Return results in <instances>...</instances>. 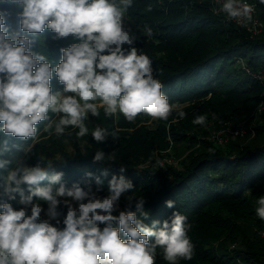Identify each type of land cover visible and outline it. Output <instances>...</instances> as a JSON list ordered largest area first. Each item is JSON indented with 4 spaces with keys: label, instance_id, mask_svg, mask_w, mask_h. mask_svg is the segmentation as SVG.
<instances>
[{
    "label": "trees",
    "instance_id": "trees-1",
    "mask_svg": "<svg viewBox=\"0 0 264 264\" xmlns=\"http://www.w3.org/2000/svg\"><path fill=\"white\" fill-rule=\"evenodd\" d=\"M258 10L264 20V4L259 3ZM5 11L9 13L5 16L9 33L19 31L18 9L0 4V13ZM127 13L139 25L132 33L137 37L133 46L152 60L153 75L162 83V91L169 102L176 105L189 102L183 110L188 117L187 123L184 125L181 120L175 124L173 120L179 116L174 111L168 120H161L156 129L147 131L146 126H138L144 114L138 115L133 122L127 121L122 114L116 122L115 115L106 117L101 108L100 115L95 117L96 127L116 133L115 137L107 136L104 142H96L91 136V128L96 123L88 119L85 124L89 132L82 138L76 136L79 129L71 127L63 136H48L43 131L48 121L36 126V143L31 138L24 140L0 132V149L4 141L9 149L0 159L12 161L7 169H0V203L9 202L3 195L4 178L17 163L32 167L43 157L45 163L41 166L48 168L50 173L63 172L61 182L66 187L80 183L87 188V181L98 198L108 195V181L112 175H120L123 167V175L133 182L134 189L123 194L125 199L113 215L132 211L143 220L141 211L136 209L140 199L144 200L142 211L149 214L144 221L148 226L153 220L162 223L173 211H180L187 217L186 224L191 225L187 235L193 245V254L190 260L178 259L177 264H239V260L245 264H264V257L257 251L264 246L256 245L258 232L264 230V220L256 215L257 201L264 196V141L224 148L217 144L218 141L202 139L200 147L182 162L181 169L171 167L170 171H164L155 166H139L146 160L154 161L155 152L166 150L170 142L197 143L196 135L189 138L193 127L199 126L193 123L197 116H206L205 124L212 120L223 125L235 112L264 102V81L254 75L264 67V32L253 36L245 26L227 20L223 13H214L209 0H133ZM148 28L150 36L146 33ZM22 34L34 41L31 50L44 55L53 69L62 58L61 49L80 42L72 35L57 38L48 29L35 35ZM242 59L246 69L241 65ZM50 85L54 94L63 91L64 86L54 72ZM192 109L195 112L188 113ZM49 118L57 119L51 112ZM257 130L264 136V124ZM236 139L238 137L228 143ZM81 140L86 144L81 146ZM67 142L74 145L73 155ZM29 145L31 150L26 152ZM96 151L105 153L104 161L94 162ZM47 161L52 162L51 167ZM104 170L108 172L106 177L101 176ZM89 172L93 173L91 179L86 177ZM96 176H101L103 181L99 191ZM46 184L47 181L41 182V186ZM22 188L28 195V186L22 185ZM16 199H19L18 194ZM168 200L175 201V208L166 207ZM33 203L47 205L35 197ZM53 226L65 227L64 224ZM104 226L101 224V229ZM121 238L127 239L123 234ZM150 241L154 242V238ZM231 243L238 247L231 248ZM155 264H168L160 248H157Z\"/></svg>",
    "mask_w": 264,
    "mask_h": 264
},
{
    "label": "clouds",
    "instance_id": "clouds-1",
    "mask_svg": "<svg viewBox=\"0 0 264 264\" xmlns=\"http://www.w3.org/2000/svg\"><path fill=\"white\" fill-rule=\"evenodd\" d=\"M217 3L220 6L215 11L229 21L246 26L253 19L254 6L244 0ZM259 3L264 4V0ZM0 4L18 9L20 25L19 31L9 33L5 26L9 13H0V132L36 143V126L48 121L43 128L48 136H63L71 127L79 129L76 136L82 138L89 132L85 120L89 114L98 117L101 108L106 117L119 112L129 122L140 114L165 121L174 111L181 119L186 116L163 93L162 83L153 75L152 60L133 46L137 37L124 26L133 0H0ZM45 29L57 38L72 35L80 41L61 49L62 58L55 69L44 55L31 50L34 41L22 34L35 35ZM146 33L150 36L151 29ZM53 72L64 86L63 93L52 91ZM49 112L58 118L50 119ZM193 123L205 125L206 116H197ZM109 135L115 137L116 133L101 127L91 133L96 142H104ZM8 150L4 141L0 156ZM105 157L103 151H96L93 159L99 162ZM11 163L0 159V169H7ZM44 163L41 157L35 166L17 163L7 171L3 195L16 200L18 194L19 203L25 207L15 210L9 202L0 203V264H155L157 248L163 250L168 264L192 258L193 245L187 235L191 225L180 211L148 226L144 221L149 214L142 211L144 200L140 199L136 209L143 220L132 211L113 215L122 194L134 189L133 182L123 175L125 168L108 181V195L98 198L87 181V188L80 183L66 187L61 182L64 173H50L41 166ZM51 163L47 161L48 167ZM157 163L162 166L161 161ZM107 175V170L101 172V176ZM101 176L94 177L97 191L103 184ZM86 177L93 178V173H86ZM43 181H47L45 186H41ZM57 184L59 187L54 188ZM22 185L28 186V195ZM34 197L47 202V219H41L44 209L33 203ZM72 202L78 203V208ZM61 203L67 207V214L65 227L58 229L50 221L60 223L57 209ZM165 204L175 208L173 200ZM257 204L256 215L264 220V196ZM101 224L105 225L102 229Z\"/></svg>",
    "mask_w": 264,
    "mask_h": 264
},
{
    "label": "rangeland",
    "instance_id": "rangeland-1",
    "mask_svg": "<svg viewBox=\"0 0 264 264\" xmlns=\"http://www.w3.org/2000/svg\"><path fill=\"white\" fill-rule=\"evenodd\" d=\"M124 26L126 29H129L131 31V33H134L136 31L137 28H139V25L136 23V21L132 20L129 16L128 13H126V17H125V23ZM63 93V91L61 92ZM264 95V92H263ZM261 103V102H260ZM260 103L255 105L253 108L249 109V110H243L242 112H235L231 117L230 120H228L227 123L219 124L213 122L212 120L207 121V124H205L204 126L201 127V125L197 126V127H193V133L191 134V136L189 137L190 139H192L193 135H196L198 138H196L197 143H181V144H174L172 142H170L169 147L166 150H162V151H156L155 152V158L154 161H144V164L139 165L140 167H150V166H155L159 169H162L164 171H170V168L173 167L174 169H181L183 168V161H187V158L190 154L191 151L197 150V148L200 147V141H202V139H206V140H211V141H218L217 138V134L219 133L220 130L228 128L231 125H243L246 129H247V134H245L244 136H239L238 139H236L235 141L231 142L230 144H221V143H217L219 144L220 147H229V145H247V144H254V143H261L264 141V136L260 135L258 133L257 128L264 124V107L260 106ZM189 102H184V103H180L177 104L179 106V109L183 108L182 110H185V107L188 106ZM199 108V106H197ZM195 112V109L192 110H188V113H193ZM55 117L58 118L57 114H55ZM122 117L121 113H117L115 115L116 118V122H118L120 120V118ZM88 120L90 122L96 123V125L94 127L91 128V132L96 128V126L98 125V122L96 120L95 117H93L91 114H89ZM142 120L140 123H138V126L140 125H144L145 130L148 131V129H156L160 123L161 120L159 119H152L151 117L144 115L142 117ZM182 120L183 124L185 125V123H187L188 117L185 116L183 119L181 118H175L173 120V122L175 124L179 123ZM167 126H169L168 123H166ZM137 126V127H138ZM178 126V125H177ZM202 129H204V133H202ZM180 131H183V129H180ZM81 146L86 144L85 140H81L80 141ZM67 146H68V150L70 151L71 155H73V148L74 145L70 142H67ZM188 155V156H187ZM161 161L162 162V166L161 164H158L157 161ZM153 164V165H151ZM264 195V194H263ZM6 197V196H5ZM7 198V197H6ZM125 199V196L122 194L119 202H118V206H120V203ZM71 200V199H69ZM9 203L12 204L13 208L15 210H19L23 207H25L24 205H21L19 203V199L16 200H8ZM73 207H77L78 205L76 202H72ZM41 207L44 209V211L41 213V219H47L48 217L45 215L46 211H47V207L48 205H42L40 204ZM61 215L58 217L60 223H57L56 220H51L50 222L53 225H62L63 224V219L67 214V207L61 203L58 206L57 209ZM28 214H30V206L28 208ZM264 231V230H263ZM263 231H259L257 236H256V245L258 247H262L264 246V234ZM231 248H236L238 247L236 243H231L230 244ZM241 248V247H239ZM257 251L260 253V256L264 257V248H259L257 249Z\"/></svg>",
    "mask_w": 264,
    "mask_h": 264
},
{
    "label": "built area",
    "instance_id": "built-area-1",
    "mask_svg": "<svg viewBox=\"0 0 264 264\" xmlns=\"http://www.w3.org/2000/svg\"><path fill=\"white\" fill-rule=\"evenodd\" d=\"M212 10L214 13L218 14L217 11H215V9L219 8V3H217V0H209ZM244 2L253 5L254 6V12H253V19L251 22H248L247 25L245 26L246 29L253 35H258L264 32V20L261 18L260 14H259V1L258 0H244ZM222 3V0H221ZM222 14V13H219ZM239 25H241L240 23H238L235 20H231ZM241 65L243 68L246 69L247 65L245 63V61L242 59L241 60ZM248 72H251L250 69H248ZM254 75L261 81H264V67L262 69H260L257 72H254ZM261 107H264V102L261 101L260 103ZM247 129L243 126V125H231L228 128L222 129L219 131V133L217 134V138H218V142L221 144H226L228 143L230 140L235 139L239 136H244L245 134H247ZM264 234V231H263ZM239 264H245L244 261L239 260Z\"/></svg>",
    "mask_w": 264,
    "mask_h": 264
}]
</instances>
